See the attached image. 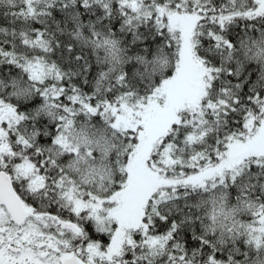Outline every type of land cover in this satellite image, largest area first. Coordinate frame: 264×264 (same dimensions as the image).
I'll list each match as a JSON object with an SVG mask.
<instances>
[{"label": "snow or ice", "instance_id": "1", "mask_svg": "<svg viewBox=\"0 0 264 264\" xmlns=\"http://www.w3.org/2000/svg\"><path fill=\"white\" fill-rule=\"evenodd\" d=\"M0 264H264V0H0Z\"/></svg>", "mask_w": 264, "mask_h": 264}]
</instances>
